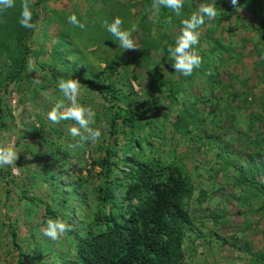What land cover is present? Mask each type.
Wrapping results in <instances>:
<instances>
[{
  "label": "rangeland",
  "instance_id": "1",
  "mask_svg": "<svg viewBox=\"0 0 264 264\" xmlns=\"http://www.w3.org/2000/svg\"><path fill=\"white\" fill-rule=\"evenodd\" d=\"M24 2L15 0L10 8L14 24L0 19L10 24L0 33V145L18 151L14 165L0 168V264H18L8 226L17 233L23 264H59L69 255L64 235L58 241L43 235L49 219L44 205L62 209L56 205L58 194L51 192L53 177H59L67 205L71 208L81 196L76 212L89 211L84 201L91 203L96 194L98 171H89L90 161L103 155L110 137L104 115L108 102L85 78L104 76V55L112 51L119 55L121 74L113 78L160 136L151 141L152 154L181 161L195 186L189 209L196 230L182 244L185 264H264V196L238 179L246 172L264 185V0H213L218 15L198 29L192 51L201 63L190 76L173 69L166 49L174 45L181 20L210 0H184L180 17L154 9L157 0L147 5L140 0H42L35 10V0H27L38 19L26 41V69L11 81L21 52L14 10L20 14ZM73 14L84 29L68 22ZM115 18L130 31L135 49H122L104 30V22ZM64 72L75 73L80 82L77 104L95 113L90 127L101 131L96 142L81 139L83 130L71 136L69 128L79 127L74 121L47 119L56 103H71L57 87L58 80L67 79ZM155 73L163 82L159 87ZM169 86L184 108L170 104ZM127 103L123 96L113 106ZM186 108L194 121L188 123L191 133L183 136L173 124ZM118 138L123 145V135Z\"/></svg>",
  "mask_w": 264,
  "mask_h": 264
},
{
  "label": "trees",
  "instance_id": "2",
  "mask_svg": "<svg viewBox=\"0 0 264 264\" xmlns=\"http://www.w3.org/2000/svg\"><path fill=\"white\" fill-rule=\"evenodd\" d=\"M140 1L147 5L151 0ZM41 2L35 0L32 9L35 10ZM9 11L10 8L0 11V19L14 24L11 23ZM17 12L14 10V14L19 15ZM32 13V23L35 24L38 15L35 11ZM10 24L3 21L0 33L6 32L5 25ZM3 26L6 28H1ZM15 26L21 52L9 76L11 81L19 79L26 69L29 52L26 41L32 33V29L22 28L19 23ZM112 52L104 55V76H89L86 79L78 72L80 77L85 78L87 85L108 102L104 115L109 118L110 141L103 155L90 161L89 171L95 168L98 171L95 174L96 194L91 203L84 201L89 211L79 215L76 212L75 206L83 201L81 196H77L71 208L67 205L68 192L59 177H53L54 187L59 190L51 192L53 195L58 194L60 200H56V205L62 209L59 211L48 204L44 205L48 218H59L69 226L64 234L70 242L69 255L60 259L59 264H185L182 244L186 235L196 230L189 209L195 186L181 161L175 158L165 160L152 154L151 141L160 136L153 132V122L142 120L134 101L124 94L122 85L120 87L113 78L116 77L114 73H118L117 76L121 74L118 72L119 55ZM58 63L64 61L59 59ZM50 72L52 76H57L55 67ZM63 76L67 79L77 77L75 73L66 72ZM156 76L155 73L159 87L163 82ZM168 94L170 104L179 103L185 107L184 102L177 100L171 86ZM123 96L128 99L127 106H113L115 102L122 101ZM193 119V116L188 115L187 108L182 109L173 124L174 130L188 136L191 133L188 123ZM3 124L0 117V129ZM120 134L124 137L123 145H118ZM50 145L56 149L55 142ZM81 171L82 168H79L75 172ZM238 179L264 196V185L253 175L245 172ZM81 183L77 178L75 184ZM70 188L77 192V187ZM8 231L12 245L17 250V262L23 264L17 233L13 226H8Z\"/></svg>",
  "mask_w": 264,
  "mask_h": 264
},
{
  "label": "clouds",
  "instance_id": "3",
  "mask_svg": "<svg viewBox=\"0 0 264 264\" xmlns=\"http://www.w3.org/2000/svg\"><path fill=\"white\" fill-rule=\"evenodd\" d=\"M235 4L236 0H232ZM15 7V0H0V11ZM166 8L172 13L180 17L183 15L184 0H157L153 8L159 11L160 8ZM218 15V9L215 7L213 0L208 3H202L200 7L186 18L181 20V29L175 37L174 45L169 46L168 54L172 61L173 69L184 76H190L195 68L201 63V58L194 54L193 47L198 43V29L205 23V20H211ZM33 13L27 0L21 5L18 18L19 25L25 29H33L35 25L32 23ZM68 22L80 29H84V23H81L75 14L68 17ZM123 21L115 18L111 22H104V30L112 39L119 42L122 49H135L136 45L131 38V33L122 28ZM264 58V57H262ZM29 70H32L30 68ZM79 85L76 79H60L57 81L58 90L63 97L71 101L69 105H65L62 101L48 112L47 119L53 124L60 121H74L79 127L69 128V134L73 137L80 136L81 130L86 135L81 136L83 140H91L96 142L101 137V131L90 127L93 123L95 113L88 108L77 104L76 99L79 93ZM18 151L10 146L0 145V168L14 165ZM69 226L59 218H49L46 221L43 235L53 241H58L67 231Z\"/></svg>",
  "mask_w": 264,
  "mask_h": 264
}]
</instances>
